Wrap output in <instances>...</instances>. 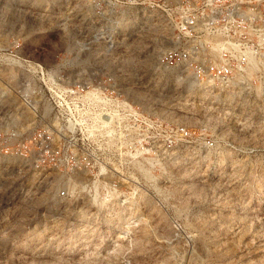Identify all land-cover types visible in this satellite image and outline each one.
Listing matches in <instances>:
<instances>
[{"label": "rangeland", "instance_id": "1", "mask_svg": "<svg viewBox=\"0 0 264 264\" xmlns=\"http://www.w3.org/2000/svg\"><path fill=\"white\" fill-rule=\"evenodd\" d=\"M93 4L0 0V264H264V69L228 85L188 82L157 66L168 42L147 12ZM22 59L59 78L57 93L83 82L113 92L100 106L128 101L143 145L66 131V154L93 168L45 160L38 143L19 151L41 128L63 137ZM65 109L86 117L74 101Z\"/></svg>", "mask_w": 264, "mask_h": 264}, {"label": "built area", "instance_id": "2", "mask_svg": "<svg viewBox=\"0 0 264 264\" xmlns=\"http://www.w3.org/2000/svg\"><path fill=\"white\" fill-rule=\"evenodd\" d=\"M76 1L81 3L84 0ZM88 1L94 3L97 14L112 6L140 8L147 12L146 25L151 27L156 38L168 42L156 56V64L161 69L185 72L201 83L219 85H228L237 80L248 81L245 74L252 67L255 68L254 74L256 71L263 72L264 0ZM136 19L131 20L136 23ZM103 31L102 24L94 28L97 35ZM18 64L40 81L43 92H48L47 103L51 107L54 129L59 134L63 133L62 138H57L47 128H41L24 138L18 146L19 151L28 153L30 146L38 143L41 150H45L46 156L42 157L45 160L53 163L59 161L72 167L93 168L94 160L87 157L77 160L66 154V131H91V135L85 139L93 145L102 140L106 144L116 140L143 145L144 138L140 133L142 122L138 116L135 120L130 118L136 109L128 101L121 100L117 108L100 106V99L113 98V92L85 90L87 85L83 82L75 89L66 87L57 93L52 88L59 84V78L49 76L42 64L27 59L20 60ZM105 79L109 84L113 80L111 76ZM121 97L123 99V95ZM73 101L78 114L85 115V118L72 121L64 116V113L67 115L65 106ZM132 130H137L136 137L126 139ZM19 135L17 130H12L6 140L17 139ZM53 139H56V143H53ZM205 143L211 146L212 140ZM5 146L10 151L17 150L8 143ZM61 195H64L63 191ZM119 197L122 205L129 202L127 194Z\"/></svg>", "mask_w": 264, "mask_h": 264}, {"label": "bare ground", "instance_id": "3", "mask_svg": "<svg viewBox=\"0 0 264 264\" xmlns=\"http://www.w3.org/2000/svg\"><path fill=\"white\" fill-rule=\"evenodd\" d=\"M133 23V22H132ZM161 41V43L160 44H162L163 42H164V40H160ZM254 67H252V68H250L247 72H246V77L248 78L249 76H251V74H252V72L254 71ZM192 78V79H191ZM190 79H187L188 80V82H196V83H198V84H203V83H201L200 81H197L194 77H191ZM187 82V81H186Z\"/></svg>", "mask_w": 264, "mask_h": 264}]
</instances>
